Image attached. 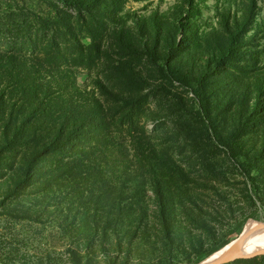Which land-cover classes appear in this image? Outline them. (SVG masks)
Returning <instances> with one entry per match:
<instances>
[{"label":"rangeland","instance_id":"1","mask_svg":"<svg viewBox=\"0 0 264 264\" xmlns=\"http://www.w3.org/2000/svg\"><path fill=\"white\" fill-rule=\"evenodd\" d=\"M0 52L111 94L101 145L0 142V264H188L264 222V0H0Z\"/></svg>","mask_w":264,"mask_h":264},{"label":"trees","instance_id":"2","mask_svg":"<svg viewBox=\"0 0 264 264\" xmlns=\"http://www.w3.org/2000/svg\"><path fill=\"white\" fill-rule=\"evenodd\" d=\"M117 39L123 47H127L121 39ZM55 54L58 56L59 52L56 51ZM172 73L185 79L191 77L180 67L174 68ZM3 75L7 78L4 83L7 89L11 87L12 94L4 100L1 95L4 89H0V105L5 106L7 103L10 107L9 112L0 109V142H33L35 148L31 151L34 152L24 150V163L30 165L32 159L38 160L40 156L48 155L51 148L62 149L78 140H83L87 147H91L90 142H87L91 139L95 141L92 148L101 145V142L96 141L103 138L109 120L107 107L101 98L108 100L111 95L101 80H91L94 88H82L77 82V73L70 64L59 60L51 62L38 54L24 53L23 56L20 53L0 52V78ZM13 92L18 98H13ZM109 143L113 145L111 154H114L115 149H119L118 154H124L123 142ZM126 147L129 153L130 148L127 145ZM128 153L123 155V165L126 167L129 163L131 169ZM155 172L166 173L163 170ZM164 183L168 186L167 178ZM163 190L169 194V189L163 186L156 193L159 198L164 199L163 206L166 205L167 208V198ZM226 244H215L205 252L196 250L197 254L188 264L200 263ZM255 259L257 258L254 257L253 260ZM247 261L249 260L240 259L235 262Z\"/></svg>","mask_w":264,"mask_h":264},{"label":"water","instance_id":"3","mask_svg":"<svg viewBox=\"0 0 264 264\" xmlns=\"http://www.w3.org/2000/svg\"><path fill=\"white\" fill-rule=\"evenodd\" d=\"M258 227H264V222H259ZM247 231H248V228L244 227L240 235L232 243L229 244L230 246L226 250H224V252L212 258L211 260H207L211 256L210 255L206 260L198 264H224V263L237 260V259H251L257 256L264 255V250H258L252 255H248V254L235 255L232 253V251L238 246V243L241 241V239L243 238V236L245 235Z\"/></svg>","mask_w":264,"mask_h":264},{"label":"bare ground","instance_id":"4","mask_svg":"<svg viewBox=\"0 0 264 264\" xmlns=\"http://www.w3.org/2000/svg\"><path fill=\"white\" fill-rule=\"evenodd\" d=\"M245 228H248V231L245 233L241 241L238 243V246L232 251L235 255H243L247 254L243 251V245L246 241L250 239H254L259 236H264V227H258V222L249 221ZM232 243V242H231ZM230 245L224 246L222 249L212 254L207 260H211L212 258L220 255L224 250H226ZM258 251V250H257Z\"/></svg>","mask_w":264,"mask_h":264},{"label":"clouds","instance_id":"5","mask_svg":"<svg viewBox=\"0 0 264 264\" xmlns=\"http://www.w3.org/2000/svg\"><path fill=\"white\" fill-rule=\"evenodd\" d=\"M257 250H264V236L250 239L243 245V251L248 255L254 254Z\"/></svg>","mask_w":264,"mask_h":264}]
</instances>
